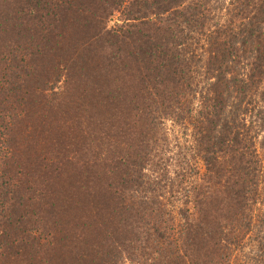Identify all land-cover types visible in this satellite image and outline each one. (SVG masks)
Returning a JSON list of instances; mask_svg holds the SVG:
<instances>
[{
    "label": "trees",
    "instance_id": "trees-1",
    "mask_svg": "<svg viewBox=\"0 0 264 264\" xmlns=\"http://www.w3.org/2000/svg\"><path fill=\"white\" fill-rule=\"evenodd\" d=\"M2 3L41 45L0 59V264H264V0H28L52 30ZM122 96L151 137L127 115L96 138L94 112L84 142L82 106Z\"/></svg>",
    "mask_w": 264,
    "mask_h": 264
},
{
    "label": "rangeland",
    "instance_id": "rangeland-1",
    "mask_svg": "<svg viewBox=\"0 0 264 264\" xmlns=\"http://www.w3.org/2000/svg\"><path fill=\"white\" fill-rule=\"evenodd\" d=\"M3 1V3L1 4V7H3V11L7 10V3H11V7L9 8L10 10H16L18 8L19 13H23L26 14L27 17L31 20V24H34V26L36 27L38 22L39 25L42 23V21L45 18H48L50 20H52L51 16H47V11H43L40 9V7H34L32 3H28V0H1ZM25 7V11H21V9H23ZM11 11V19L15 16L16 12H12ZM1 15L3 16V14L1 13ZM5 16L2 17V23L5 21ZM39 20V21H38ZM114 22L112 21L110 23V25H113ZM30 25V24H29ZM55 27V20L53 19L50 23V30H52ZM23 29H25V26H22L20 29H8V27H5L4 29L0 30V59L3 58L5 56V53L11 52L13 53V49L14 47L18 44L20 45V47H26V42L28 41V37L30 38V40L34 41V45H33V49L32 52H34L35 54H37V48L41 45L40 42L38 43V40H36V36L34 38H32V36H29L27 34V32H23ZM46 28L44 27L43 30H45ZM40 31H43L41 29H39ZM58 34H52L51 36L48 38H45L44 35L43 36H38V37H44L45 40L47 41H57L59 40V38H57ZM9 61V60H8ZM84 60L80 61L79 63L81 64V68L83 70L84 67H86L85 64H82ZM51 62H53L52 59H50L49 57L45 56L42 57L41 59L36 63V65L41 66V65H45L48 66L51 64ZM7 69H11L10 65L7 64L6 65ZM76 68V67H75ZM74 68V69H75ZM3 69L5 70L4 66H1L0 64V71H3ZM6 69V70H7ZM73 69V71H74ZM5 70V71H6ZM63 73H67L64 70H61ZM74 73V72H73ZM68 74V73H67ZM90 74H92V71H90ZM1 75V73H0ZM71 75V74H70ZM65 77L69 78V75H65ZM65 77L62 78V82L65 83L66 85V80ZM12 81V78L9 80V82ZM36 79H33L32 82L36 83ZM65 81V82H64ZM83 83V82H82ZM80 86H74V84H72L71 86H69V88H71L73 90L72 93H81V89H79ZM12 92H10V90L8 92H6L3 96V99L6 101L1 109L7 111L8 110V104H11V99L13 100V95L11 94ZM122 102L124 103V105L127 103V105L125 106V111L124 108L121 106L120 102L119 105L117 104V99L114 102L111 103H107V102H99L96 101V103L94 104H89V105H83L82 106V110L81 112H83L85 114V117H82V120H79L78 123L85 125V128L82 132V140L84 142H90L91 139H94V137H92V135L88 134V127L89 124L92 122L91 120H89L90 116H92V114L94 113V115L96 116H92V118L95 120V124L97 126V130L93 131L94 134H96L98 137L96 138H102L105 134H103V132L105 131L106 128V124L108 119H111L112 121H116L118 119H124L123 117H127V115H129L130 118H128V133L125 135V141L128 140L127 142H130V145L132 146H136V142H138L139 139H141L142 135V140L145 137H151L152 135V131L149 125V122L147 121V117L143 114L144 112L142 111V107H143V103H137L136 101H132L131 99L127 98L125 100V102L123 101V96L121 97ZM78 105V104H77ZM13 106V105H12ZM140 108V110L138 109ZM145 108V107H144ZM79 112V113H81ZM91 118V119H92ZM140 118H142L140 121ZM89 121V122H88ZM166 125V126H165ZM165 128L167 130V134H168V138L170 140V149H173V151L175 153L180 152V149L176 148V146H181L183 147V145L185 144V141L187 139L186 136L182 135V133L180 132L179 128L173 127L171 122H167V124H165ZM93 129V128H92ZM147 135V136H146ZM133 136H136V138H133ZM138 137V138H137ZM176 137H180L179 139H176ZM116 141V140H115ZM115 141L110 142L108 140L107 145L110 146L112 145ZM179 141V142H178ZM124 146V145H123ZM42 179V181H44V176H36L33 178H29V181H25V185H23V192L22 194V201L23 203L27 206L28 210L31 212V210L36 211V205L33 206L34 202H38V200L36 199L37 195H39V192H36V190H38V187L40 184H42V181L40 180ZM21 188V187H20ZM53 219V220H52ZM35 220V218H34ZM48 220V225L50 228H52L51 221H56V218L54 219V215L53 217L50 219V217H47Z\"/></svg>",
    "mask_w": 264,
    "mask_h": 264
}]
</instances>
